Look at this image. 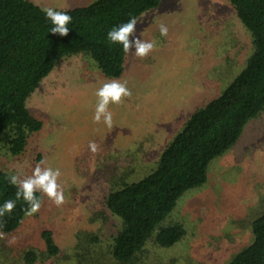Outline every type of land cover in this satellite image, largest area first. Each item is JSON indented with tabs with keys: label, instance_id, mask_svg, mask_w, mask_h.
<instances>
[{
	"label": "rangeland",
	"instance_id": "1",
	"mask_svg": "<svg viewBox=\"0 0 264 264\" xmlns=\"http://www.w3.org/2000/svg\"><path fill=\"white\" fill-rule=\"evenodd\" d=\"M31 1L66 9L93 0ZM161 24L168 29L164 36ZM133 36L154 47L143 57L126 51L119 78L106 77L88 55L76 53L59 60L30 94L27 108L42 128L20 156L2 149L0 165L19 180L32 176L37 164L59 169L64 201L57 205L41 191L38 210L13 235L0 236V264H25L28 250L38 254L33 264H116L109 244L121 223L103 208L105 193L114 181L149 172L187 116L217 96L252 52L251 37L227 0H161L138 17ZM112 80L126 83L131 95L108 105L109 127L92 117L96 90ZM263 209L264 110L209 163L206 182L178 199L166 222L182 224L184 237L169 249L151 238L139 264H225L250 243L251 222ZM40 229L52 232L56 256H41Z\"/></svg>",
	"mask_w": 264,
	"mask_h": 264
},
{
	"label": "trees",
	"instance_id": "2",
	"mask_svg": "<svg viewBox=\"0 0 264 264\" xmlns=\"http://www.w3.org/2000/svg\"><path fill=\"white\" fill-rule=\"evenodd\" d=\"M160 1L93 0L56 9L72 17L62 36L49 32L51 23L45 19L44 7L31 0H0V151L20 156L31 135L41 130L42 122L26 103L64 56L85 53L106 77L119 78L126 51L108 40V31L129 19L136 21ZM227 1L251 37L252 52L217 96L187 116L149 172L129 181H114L105 193L103 208L121 223L109 244L116 264H139L151 238L155 246L169 249L184 237L182 224L166 222L178 199L206 182L209 163L229 150L246 123L264 110V0ZM9 176L0 165V206L6 200L15 201L11 213L0 216V236L13 235L29 217L30 204L23 197L16 198L19 185L10 183ZM34 196L41 205V191ZM38 231L41 256H56L59 249L52 232ZM250 231V243L225 264H264V209L252 220ZM22 257L25 264H33L38 254L28 250Z\"/></svg>",
	"mask_w": 264,
	"mask_h": 264
},
{
	"label": "clouds",
	"instance_id": "3",
	"mask_svg": "<svg viewBox=\"0 0 264 264\" xmlns=\"http://www.w3.org/2000/svg\"><path fill=\"white\" fill-rule=\"evenodd\" d=\"M45 19L50 21L51 27L49 32L58 33L60 35H66L68 32V25L70 24L72 17L66 11H58L55 8L48 7L43 9ZM136 21L134 18L129 19L126 23H122L117 27L112 28L107 33V38L112 43H119L123 46L125 51L129 49H135L137 56L147 55L154 43L152 41H143L133 36L130 40L129 36L134 32ZM167 27L163 24L159 26V32L161 36L167 34ZM95 95L98 100L95 105L93 113V121L95 123L103 122L106 126H112V113L108 110V105L119 104L122 97L130 96L131 93L126 86V83L112 80L103 83L97 90ZM88 147L91 151L95 152L97 146L94 141H90ZM43 161H41V164ZM60 176L59 169H52L49 167L42 168L40 164H37L33 171L32 176L19 180L16 175L9 176V182L16 185L18 184V190L16 192V198L23 199L30 204L28 214L35 213L40 204L37 198L34 196V192L37 190L43 191L49 198H51L57 205L63 203L64 196L57 183V178ZM15 207L14 200H6L2 206H0V216L4 213H11Z\"/></svg>",
	"mask_w": 264,
	"mask_h": 264
},
{
	"label": "crops",
	"instance_id": "4",
	"mask_svg": "<svg viewBox=\"0 0 264 264\" xmlns=\"http://www.w3.org/2000/svg\"><path fill=\"white\" fill-rule=\"evenodd\" d=\"M211 77V79H212V81L211 82H215V78H214V76L212 75V74H209L208 76H207V79L208 78H210ZM217 78V77H216ZM218 81H219V79H218ZM204 83H206V82H204Z\"/></svg>",
	"mask_w": 264,
	"mask_h": 264
}]
</instances>
